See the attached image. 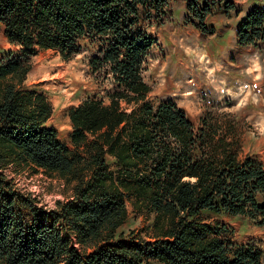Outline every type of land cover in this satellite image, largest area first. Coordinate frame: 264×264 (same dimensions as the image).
Here are the masks:
<instances>
[{
    "label": "trees",
    "instance_id": "obj_1",
    "mask_svg": "<svg viewBox=\"0 0 264 264\" xmlns=\"http://www.w3.org/2000/svg\"><path fill=\"white\" fill-rule=\"evenodd\" d=\"M187 1L190 22L207 32L211 5ZM169 7L170 0H0V24L19 47L0 63V264H264L255 243L227 241L225 226L203 219L260 215L262 224L264 163L239 160L174 103L146 102L149 29ZM238 38L264 43V9L247 16ZM83 46L95 51L97 80L114 88L108 104L87 99L69 109L77 149L70 152L47 126L49 99L25 81L36 51L70 60ZM27 170L62 181L70 195L43 205L18 179ZM127 199L154 215V241L122 242Z\"/></svg>",
    "mask_w": 264,
    "mask_h": 264
},
{
    "label": "rangeland",
    "instance_id": "obj_2",
    "mask_svg": "<svg viewBox=\"0 0 264 264\" xmlns=\"http://www.w3.org/2000/svg\"><path fill=\"white\" fill-rule=\"evenodd\" d=\"M183 4L179 0H170V7L165 10L160 21H152L149 33L154 43L145 58L142 73L150 87L146 102L155 106L174 103L196 128L203 127L204 123L213 128L216 137L224 138L239 160L253 158L264 163L255 155L261 137L260 124L255 118L258 108L238 104V89L231 90L234 92L232 94L222 89L216 90L212 84L214 77L210 74V67L205 64L192 69L190 59L194 54L190 47L184 48L183 44L193 43L195 37L187 36L181 25L185 16L179 17L178 13ZM174 7L176 14H173ZM9 55H19V47L9 42L4 25L0 24V63ZM93 55L95 51L83 46L70 60H63L56 50L51 49L38 50L30 58L32 68L25 86L28 90L36 89L49 99L53 113L47 126L57 132L59 142L70 152L77 149L71 140L69 109L87 99L104 100L108 104L107 93L114 88L109 82L102 84L100 79L97 80L98 73L92 71L89 63ZM83 148L80 147L79 151L82 152ZM108 163L114 170L115 165L109 157ZM18 179L23 186L39 196L42 204L47 207H52L55 200L65 199L71 193L62 181L41 171L27 170ZM257 200L263 203L260 196ZM126 201L128 218L118 230V233L124 234L122 242L130 245L133 239L154 241L151 231L154 215L134 209L130 200ZM203 219L212 227L225 226L227 232L222 238L227 241L236 244L255 243L264 252V222L260 224L263 216L234 218L205 214Z\"/></svg>",
    "mask_w": 264,
    "mask_h": 264
},
{
    "label": "crops",
    "instance_id": "obj_3",
    "mask_svg": "<svg viewBox=\"0 0 264 264\" xmlns=\"http://www.w3.org/2000/svg\"><path fill=\"white\" fill-rule=\"evenodd\" d=\"M179 1L184 3L178 13L179 17L185 16V21L181 22L184 33L195 37L193 43L183 44L194 54L190 59L192 69L205 64L210 67L216 90L232 94L231 90L238 89V104L258 108L255 118L260 124L261 137L255 155L264 161V43L257 46L242 44L238 38L244 20L252 11L264 9V0H200L202 5L210 4L212 7L204 19L205 33L190 22L188 2ZM226 3L233 6L226 9ZM175 12L174 7L173 14Z\"/></svg>",
    "mask_w": 264,
    "mask_h": 264
}]
</instances>
